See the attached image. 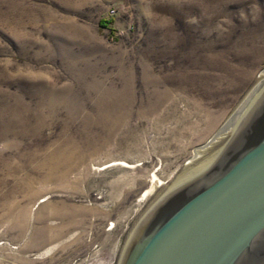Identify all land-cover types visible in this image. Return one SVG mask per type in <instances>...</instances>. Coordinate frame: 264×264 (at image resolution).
Listing matches in <instances>:
<instances>
[{
    "label": "rangeland",
    "instance_id": "374dc122",
    "mask_svg": "<svg viewBox=\"0 0 264 264\" xmlns=\"http://www.w3.org/2000/svg\"><path fill=\"white\" fill-rule=\"evenodd\" d=\"M263 72L264 0H0V264H119Z\"/></svg>",
    "mask_w": 264,
    "mask_h": 264
},
{
    "label": "water",
    "instance_id": "95a60500",
    "mask_svg": "<svg viewBox=\"0 0 264 264\" xmlns=\"http://www.w3.org/2000/svg\"><path fill=\"white\" fill-rule=\"evenodd\" d=\"M119 264H264V77L219 158L151 207Z\"/></svg>",
    "mask_w": 264,
    "mask_h": 264
},
{
    "label": "bare ground",
    "instance_id": "6f19581e",
    "mask_svg": "<svg viewBox=\"0 0 264 264\" xmlns=\"http://www.w3.org/2000/svg\"><path fill=\"white\" fill-rule=\"evenodd\" d=\"M264 77V72L262 73V75L260 76V78H259V81H258V83H257V85L259 84V82L261 81V79ZM256 85V86H257ZM256 88V87H255ZM252 93L253 92H250V94L248 95V96H250V95H252ZM245 101V100H244ZM245 110V109H244ZM241 116V115H240ZM239 116V117H240ZM242 117V116H241ZM241 117L239 118V120H238V122H237V124L234 126V128L232 129V132L234 133L235 132V130H236V127H237V125H238V123H239V121H240V119H241ZM223 152V150L221 151V152H219L218 154H216V156H214L210 161H208L207 163H205V164H201V166H199L198 168H189L188 169V171L190 172V174L188 175V176H185L181 181H179L178 183H180V184H182V183H184L185 181H187V180H189V179H191L192 177H194V176H196L197 174H199V173H201L202 171H204V170H206L210 165H212L218 158H219V156L221 155V153ZM115 164H118V165H121V166H124V167H129L127 164H125L124 162H119V163H114V165ZM188 171H187V173H188ZM158 181V180H157ZM184 181V182H183ZM159 184H161L160 182H159ZM177 184V183H176ZM176 184H174V185H176ZM179 184V185H180ZM177 187V186H176ZM172 190V189H171ZM170 190V191H171Z\"/></svg>",
    "mask_w": 264,
    "mask_h": 264
},
{
    "label": "built area",
    "instance_id": "2783aa9c",
    "mask_svg": "<svg viewBox=\"0 0 264 264\" xmlns=\"http://www.w3.org/2000/svg\"><path fill=\"white\" fill-rule=\"evenodd\" d=\"M109 13H110V14H115L116 11H114V9H113V10L109 11Z\"/></svg>",
    "mask_w": 264,
    "mask_h": 264
}]
</instances>
